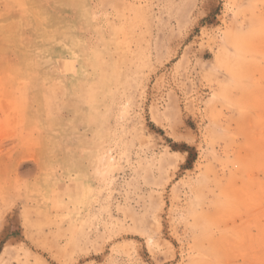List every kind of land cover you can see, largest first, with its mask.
<instances>
[{"label":"rangeland","instance_id":"1","mask_svg":"<svg viewBox=\"0 0 264 264\" xmlns=\"http://www.w3.org/2000/svg\"><path fill=\"white\" fill-rule=\"evenodd\" d=\"M80 1L0 0V264H264V0Z\"/></svg>","mask_w":264,"mask_h":264},{"label":"bare ground","instance_id":"2","mask_svg":"<svg viewBox=\"0 0 264 264\" xmlns=\"http://www.w3.org/2000/svg\"><path fill=\"white\" fill-rule=\"evenodd\" d=\"M82 1H83V0H82ZM82 1H80V4H81ZM32 2H34V1H32ZM37 2H38V1H37ZM51 2H52V1H51ZM30 3H31V2H30ZM47 3H48V2H47ZM83 3H84V1H83ZM52 4H53V3H52ZM77 4H78V2H77ZM44 5H45V4H44ZM85 5H87V4H85ZM35 6H37V5H35ZM80 6L82 7V4H81ZM80 6H79V7H80ZM58 7H59V6H58ZM58 7H57V9H58ZM77 7H78V6H77ZM49 8H50V7H49ZM68 8H69V7H68ZM69 9H70V8H69ZM58 10H60V9H58ZM82 11H83V10H82ZM57 12H58V11H57ZM62 12H63V10H62ZM75 14H77V13H75ZM79 14H80V13H79ZM33 15H34V13H33ZM55 15H56V14H55ZM77 15H78V14H77ZM88 15H89V14H88ZM19 16H20V15H19ZM29 16H30V15H29ZM62 16H63V15H62ZM62 16H61V17H62ZM75 16H76V15H75ZM78 16H80V15H78ZM38 17H39V16H38ZM40 17H41V16H40ZM40 17H39V18H40ZM68 17H69V16H68ZM81 17H82V16H81ZM27 18H28V17H27ZM21 19H22V18H21ZM21 19H20V20H21ZM24 19H25V18H24ZM68 19H69V18H68ZM83 19H84V18H83ZM43 20H44V15H43ZM65 20H66V19H65ZM69 20H71V19H69ZM85 20H86V19H85ZM6 21H8V20H6ZM44 21H45V20H44ZM11 22H12V21H10V23H11ZM41 22H42V21H41ZM74 22H75V21H74ZM6 23H8V22H6ZM42 23H43V22H42ZM12 24H14V23H12ZM27 24L29 25V21L27 22ZM17 25H18V23H17ZM30 25H31V24H30ZM7 26H8V25H7ZM9 26H10V25H9ZM20 27H21V25H20ZM22 27L24 28L23 25H22ZM73 27H74V26H73ZM14 28H15V27H14ZM16 28H17V27H16ZM20 30H21V29H20ZM6 31H7V30H6ZM73 31H74V30H73ZM83 32H84V31H83ZM19 33H21V32H19ZM29 33H30V32H29ZM78 33H79V32H78ZM21 34H22V33H21ZM79 35H80V34H79ZM82 35H83V34H82ZM65 38H66V36H65ZM82 38H83V37H82ZM30 39H31V38H30ZM37 39H38V38H37ZM16 41H17V40H16ZM22 41H24V39H23ZM22 41H21V42H22ZM28 41H29V40H28ZM18 42H19V41H18ZM25 42H26V41H25ZM59 42H60V41H59ZM59 42H58V43H59ZM34 43H36V42H34ZM82 43H83V42H82ZM51 44H52V43H51ZM63 44H64V43H63ZM52 45H55V43L52 44ZM82 45H83V44H82ZM36 46H37V45H36ZM62 47H63V46H62ZM65 47H66V46H65ZM0 48H1V47H0ZM6 48H7V47H6ZM6 48H5V50H8V49H6ZM11 48H12V47H11ZM60 48H61V47H60ZM50 49H51V48H50ZM5 50H4V51H5ZM37 50H38V49H37ZM52 50H53V49H52ZM52 50H51V51H52ZM90 50L92 51L93 49H90ZM90 50H89V53H90ZM9 53H10V52H9ZM0 54H1V53H0ZM12 55H13V54H12ZM59 55H60V54H59ZM72 55H74V54H72ZM92 55H93V52H92ZM98 55H100V54H97V59L99 58ZM88 56H89V55H88ZM6 57H7V56H6ZM13 57H14V56H13ZM80 57H81V56H80ZM91 57H92V56H91ZM4 58H5V57H4ZM10 58H11V57H10ZM76 58H77V57H76ZM35 59H36V58H35ZM70 59H71V58H70ZM1 60H2V59H1ZM72 60H73V59H72ZM98 60H99V59H98ZM13 61H14V60H13ZM51 61H52V59H51ZM90 61H91V59H90ZM52 62H53V61H52ZM13 63H14V62H13ZM21 63H22V62H21ZM90 63H91V62H90ZM62 64H63V63H62ZM29 66H30V65H29ZM54 66H55V65H54ZM22 67H23V66H22ZM27 67H28V66H27ZM18 68H19V67H18ZM28 68H29V67H28ZM30 69H31V68H30ZM34 69H35V68H34ZM36 69H37V68H36ZM70 69H71V68H70ZM8 70H9V69H8ZM20 70H23V69H20ZM37 70H38V69H37ZM43 70H44V69H43ZM45 70H46V69H45ZM45 70H44V71H45ZM35 71H36V70H35ZM38 71H39V70H38ZM50 71H51V70H50ZM61 71H62V70H61ZM36 72H37V71H36ZM32 73H33V72H32ZM51 73H52V72H51ZM62 73H63V72H62ZM10 74H11V73H10ZM10 74H8V75H10ZM12 74H13V73H12ZM29 74H31V72H29ZM49 74H50V73H49ZM52 74H53V73H52ZM32 75H33V74H32ZM53 75L55 76V73H54ZM30 76H31V75H30ZM40 76H41V75H40ZM54 76H53V77H54ZM38 77H39V76H38ZM53 77H52V78H53ZM31 78H32V77H31ZM31 78H30V79H31ZM33 78H34V76H33ZM32 81L34 82V80H32ZM32 81H30V82H32ZM33 82H32V83H33ZM72 88H73V87H72ZM39 89H40V88H39ZM40 90H41V89H40ZM38 92H39V91H38ZM34 94H35V93H34ZM39 94H40V93H39ZM34 96H35V95H34ZM32 97H33V96H32ZM39 98H40V97H39ZM32 101H33V100H32ZM41 106H42V105H41ZM30 108H31V107H30ZM39 109H40V108H39ZM29 111H33V110H30V109H29ZM41 112H42V111H41ZM33 115H34V114H33ZM35 117H36V116H35ZM50 117H51V116H50ZM41 118H42V117H41ZM51 123H52V122H51ZM54 123H55V122H54ZM58 123H59V122H58ZM39 124H40V123H39Z\"/></svg>","mask_w":264,"mask_h":264}]
</instances>
